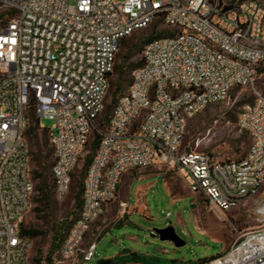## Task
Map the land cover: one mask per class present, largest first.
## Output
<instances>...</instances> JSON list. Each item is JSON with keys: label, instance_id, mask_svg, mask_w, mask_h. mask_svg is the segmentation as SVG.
<instances>
[{"label": "built area", "instance_id": "built-area-1", "mask_svg": "<svg viewBox=\"0 0 264 264\" xmlns=\"http://www.w3.org/2000/svg\"><path fill=\"white\" fill-rule=\"evenodd\" d=\"M0 6L13 13L0 28V264H28L30 240L21 224L34 193L25 138L31 107L41 129V119L53 122L46 131L58 202L91 134H98L81 209L58 251L63 260L75 258L129 171L172 166L220 219L264 187V95L254 88L255 68L264 61L262 2L0 0ZM157 19L168 35L143 47L126 92L97 126L120 42ZM235 88L251 96L236 123L250 139L246 155L217 162L182 150L187 122ZM95 249L88 244L80 263L91 262ZM203 264H264V227Z\"/></svg>", "mask_w": 264, "mask_h": 264}, {"label": "rangeland", "instance_id": "rangeland-1", "mask_svg": "<svg viewBox=\"0 0 264 264\" xmlns=\"http://www.w3.org/2000/svg\"><path fill=\"white\" fill-rule=\"evenodd\" d=\"M237 1L244 0H232L233 3ZM259 1L264 4V0ZM9 12V9L0 6V28L10 18ZM166 34L168 35L167 28L157 19L147 28L120 42L104 100V110L97 120V126L104 124L117 98L126 92L131 71L140 63L141 51L146 41ZM254 88L264 95V61L255 68ZM250 98L248 88H235L227 100L206 107L190 119L186 125L182 150L209 154L217 162L243 158L249 149L250 139L237 130L236 123L241 106ZM27 117L25 138L29 147L34 193L21 227L38 232L30 240L28 264H105L109 259L128 253L145 257L154 264H199L222 255L247 232L264 227V215L256 212L258 205L264 201V187L256 197L241 203L220 219L209 210L201 197L189 192L172 166L156 163L147 169L130 173L134 178L126 190L129 209L117 201L116 194L91 225L75 258L63 260L58 253L60 243L66 229L80 211L78 200L81 201L80 192L87 170L86 164L93 156L98 134L96 131L91 134L89 143L73 170L66 198L58 202L50 195L47 200L39 201L38 188L45 184L46 191L50 192L52 187L53 157L48 132L34 123L37 118L33 107ZM40 124L49 129L53 122L41 119ZM137 188H140L141 198L135 203ZM167 214L170 216L167 217ZM169 225L185 242L184 246L175 247L171 242L161 241L153 236L154 229H163ZM92 242L96 243L93 260L80 263L82 251Z\"/></svg>", "mask_w": 264, "mask_h": 264}, {"label": "trees", "instance_id": "trees-1", "mask_svg": "<svg viewBox=\"0 0 264 264\" xmlns=\"http://www.w3.org/2000/svg\"><path fill=\"white\" fill-rule=\"evenodd\" d=\"M9 15H10V17L13 15V13L12 12H9ZM167 36V34L166 35H158V36H156L155 38H153V39H150V40H148V41H146V43H145V45L146 44H148L149 42H151L152 40H154V39H156V38H160V37H166ZM144 45V46H145ZM143 46V47H144ZM143 49V48H142ZM141 63V62H140ZM140 63L139 64H137L136 65V67H138V66H140ZM113 71H114V69H113ZM132 72V71H131ZM113 74V72L110 74V76H109V79H110V77H111V75ZM109 83H110V81H109ZM120 97V96H119ZM36 125H38L39 126V121L36 119L35 120V122H34ZM99 127H101V126H99ZM43 130H46V128H44ZM97 144H98V140H96L95 141V147L97 146ZM51 149V148H50ZM51 153H52V157H53V152H52V149H51ZM91 159H92V157H91ZM91 159L87 162V164H86V167L88 168V166L90 165V163H91ZM52 164H53V162H52ZM52 167V166H51ZM87 171V170H86ZM51 190H50V192H47L46 191V186H45V184H42V187H40V188H38V192L40 193V198L39 199H37V200H39V201H41V200H47V198L50 196V195H52V187L50 188ZM82 189H83V186H82ZM82 189H81V201L80 200H78V202H79V209H81V206H82ZM73 223V222H72ZM72 225V224H71ZM71 225L66 229V231H65V234H64V236L62 237V240H61V243H60V247H61V244H62V242H63V240H64V237H65V235L67 234V232H68V230H69V228L71 227ZM21 232H22V234L24 235V236H26L29 240H31V239H33L34 237H36V235H38V232H33V231H31V230H25L23 227H21ZM59 247V248H60ZM210 260V259H209ZM127 262H133V263H143V264H154V263H151V262H149L145 257H141V256H138V255H136L135 253H128V255H125V256H117V257H115V258H113V259H109V260H107L106 262H104L105 264H125V263H127ZM203 263H205V262H202V263H199V264H203ZM170 264H178V263H175V262H172V263H170Z\"/></svg>", "mask_w": 264, "mask_h": 264}, {"label": "crops", "instance_id": "crops-1", "mask_svg": "<svg viewBox=\"0 0 264 264\" xmlns=\"http://www.w3.org/2000/svg\"><path fill=\"white\" fill-rule=\"evenodd\" d=\"M132 171H135V170H132ZM132 171H129V172L122 175L120 182H119V185H118V190H117L118 193H117V198H116L119 203L123 204L125 207H128V209H129V206L127 203L128 200L126 197V190H127V187L129 186V184L131 183L132 179L134 178L130 174ZM137 178H140V176ZM166 188H167V186H166ZM167 191H168V188H167ZM137 192H138V197L136 198L135 203H138L140 201V198H141L140 197V194H141L140 188H137ZM168 193H169V191H168ZM181 199H174V201L181 200Z\"/></svg>", "mask_w": 264, "mask_h": 264}, {"label": "water", "instance_id": "water-1", "mask_svg": "<svg viewBox=\"0 0 264 264\" xmlns=\"http://www.w3.org/2000/svg\"><path fill=\"white\" fill-rule=\"evenodd\" d=\"M152 233L153 236H156L159 240L169 241L175 247H182L185 245V242L175 234L174 228L171 225L163 229H154Z\"/></svg>", "mask_w": 264, "mask_h": 264}, {"label": "bare ground", "instance_id": "bare-ground-1", "mask_svg": "<svg viewBox=\"0 0 264 264\" xmlns=\"http://www.w3.org/2000/svg\"><path fill=\"white\" fill-rule=\"evenodd\" d=\"M258 214H262L264 215V201H262L259 205H258V209L256 211Z\"/></svg>", "mask_w": 264, "mask_h": 264}]
</instances>
